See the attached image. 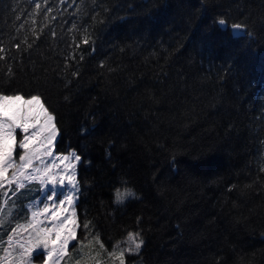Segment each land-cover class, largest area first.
<instances>
[{"label": "trees", "instance_id": "1", "mask_svg": "<svg viewBox=\"0 0 264 264\" xmlns=\"http://www.w3.org/2000/svg\"><path fill=\"white\" fill-rule=\"evenodd\" d=\"M0 48V90L42 92L56 152L82 156L75 208L94 228L71 264H109L137 231L126 264H264V0H0ZM122 180L140 199L116 206Z\"/></svg>", "mask_w": 264, "mask_h": 264}, {"label": "snow or ice", "instance_id": "2", "mask_svg": "<svg viewBox=\"0 0 264 264\" xmlns=\"http://www.w3.org/2000/svg\"><path fill=\"white\" fill-rule=\"evenodd\" d=\"M35 7L39 10L41 5L37 3ZM45 11L51 12V8ZM216 23L213 21L214 25ZM218 25L221 28L226 27L225 19H219ZM231 27L233 30H241L242 24L233 23ZM52 35L55 36L56 33L53 31ZM39 39L41 36L37 34L31 43L25 41L27 48L32 49ZM82 43L90 44V40L85 38ZM15 47L19 51L21 44L17 43ZM73 47L79 49L80 45L74 44ZM6 51L7 49L0 48V52ZM3 59L0 56V60ZM80 60H83V56ZM71 75L79 76L80 72L77 69ZM6 76L11 83L15 79V69H11ZM68 99L69 97H65V100ZM59 134L58 117L50 110L42 92L26 96L16 90L11 93L0 90V196L5 198L0 204L9 203V195L15 197L22 194L21 190L25 188L26 182H38L42 188L51 185V194L47 195L48 202L31 213L30 222L13 227L8 234V246L3 249L5 255L0 256L4 264H34V261L38 264H71V249L79 254L84 247H91V244L80 243L77 246L73 243L81 240L80 228L86 234L83 239L87 240V234L94 225L90 222H78L74 204L78 203L81 192L77 168L82 162V156L76 153L56 155L54 147ZM87 134H91L89 130H83L82 135ZM17 156L18 161L15 159ZM48 158H53L52 162L45 164L44 161ZM108 158H111L110 154ZM34 161L41 166H36ZM171 163L175 165L177 161L173 160ZM66 182L71 188L57 202V186H64ZM113 193V204L116 206L124 205L126 198L140 199L128 187L127 181L123 180L113 189ZM136 219L138 225L142 223V217ZM127 235L128 247L114 245L107 252L109 264H126V257L138 255L142 251L145 243L142 239L143 231L128 232ZM95 243L101 251L105 250L99 234L96 235ZM74 264L97 262L95 258L89 257L87 260H75ZM220 264H225V261L221 260Z\"/></svg>", "mask_w": 264, "mask_h": 264}, {"label": "rangeland", "instance_id": "3", "mask_svg": "<svg viewBox=\"0 0 264 264\" xmlns=\"http://www.w3.org/2000/svg\"><path fill=\"white\" fill-rule=\"evenodd\" d=\"M54 151L56 152L55 148ZM72 153H74L73 151L69 152V153H57L56 155H71ZM15 159L18 161V156L15 157ZM53 158H48L45 159V164L47 163H51ZM57 163H59V161H56ZM34 164H36V166H41L39 165L38 162L34 161ZM11 173L9 172L8 175H10ZM35 184H37V187L34 186ZM31 186V189H33V191H36L35 194H33L32 198L30 200H28L26 202V211H27V216H26V220L24 221V223H18L16 224V222L12 223L11 226L9 228L6 227V219L7 217L10 215V210L13 209V205H14V199H10V196L7 198L9 203L6 204L5 210L2 212V209L4 208V206H2L3 204H0V256L5 255L3 249L5 247H7V237L8 234L11 232V229L13 227H16L17 225H26L28 222H30L31 220V213L33 211L38 210L39 208H42L44 203L48 202L47 201V195H50V189H51V185H45L43 188L38 184V182H26L25 184V188ZM71 186L67 184V182L65 183L64 186H57V197L56 200L58 202L59 199L63 198V195L68 194L69 190H70ZM6 191H8V189H5ZM5 198L0 196V202H2ZM14 200V201H13ZM75 207V204H74ZM76 210V208H75ZM3 234H5V236H3ZM3 237V238H2ZM74 243V242H73ZM128 243V241H127ZM0 264H4V261L0 260ZM34 264H38V262L34 261Z\"/></svg>", "mask_w": 264, "mask_h": 264}]
</instances>
